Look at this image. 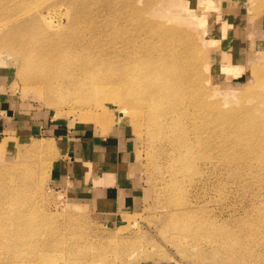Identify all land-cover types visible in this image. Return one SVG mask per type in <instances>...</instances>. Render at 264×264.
<instances>
[{"label": "rangeland", "instance_id": "obj_1", "mask_svg": "<svg viewBox=\"0 0 264 264\" xmlns=\"http://www.w3.org/2000/svg\"><path fill=\"white\" fill-rule=\"evenodd\" d=\"M159 1L0 0V49H4L1 38L7 31L15 37L24 35V44L35 50L60 46L61 51L53 60L60 65L58 73L62 77L72 71L64 62L67 51L71 57L87 53L97 63L110 60L114 68L122 70L131 58L139 56L147 59L152 55L156 62L170 63L183 54L192 60L195 44L201 52H209L210 66L220 65V77L234 70L235 76L241 74L245 78L240 86L231 87L223 86L221 78L216 82L208 80L207 92L210 89L212 93L209 99L222 101L227 109L241 106L243 98V102L251 100L250 105L257 103L252 94L253 87L258 86H253V80L250 88L246 84L253 72L243 68L241 50L230 43L235 23L229 18L241 17L243 22L247 38L244 41L250 51L246 66L263 68L264 0H227V12L208 9L209 0H184L188 6H183L182 0H166L170 12L160 19L168 26H176L167 39H161L139 14L141 9L160 6ZM211 7L219 6L212 2ZM151 18L159 19L153 15ZM215 18L219 20L217 25ZM48 22L55 26V32L45 30ZM186 36L194 41L190 47L181 44ZM47 37L49 40H45ZM144 45L141 53L134 56ZM239 47L244 50L245 43ZM4 54L0 58V189L15 179V185L22 179L28 183L19 195L30 199L28 216L32 226L46 224L40 230L42 240L65 239L63 257H73L77 264H222L220 258L231 255L234 258L224 264H264V173L256 172L260 165L255 158L249 156L248 164H239L232 155L221 157L216 145H208L211 129L215 132L219 127L209 124L211 129L198 138L191 119L193 106L189 108V119H178L174 113L178 125L167 122L172 128L166 126L164 132L158 129L159 134L142 117L144 111L126 109L119 103L109 112L97 108L101 114L98 119L85 121L82 115L91 106L74 107L61 81L56 82L53 94L39 80L27 81L23 62L13 60V54ZM50 61L44 59L43 63L48 65ZM184 122L190 127L191 152L199 158V164L178 175L180 158L173 137L183 133ZM45 125L56 131H42ZM117 128L122 129L123 135L113 133ZM95 129L101 132L104 146H112V142L122 138L121 152L136 155L128 172L145 194L136 208L99 213L92 205V192L81 186L65 187L52 182L58 162L67 161L69 156L66 148L71 142L60 140V135L67 133L68 140L80 137L83 141ZM84 146V170L93 166L94 159L101 162L96 163V168L103 167L101 173L107 171L103 161L108 156L103 146L94 153L87 152V145ZM115 150L110 148L111 152ZM118 166L106 183L116 184ZM9 169H15L17 174L7 173ZM87 182L91 183L90 179ZM4 196L0 190V199ZM24 209L27 207L21 208ZM209 230L233 234L237 251L230 254L228 249H220L229 242L204 234Z\"/></svg>", "mask_w": 264, "mask_h": 264}, {"label": "bare ground", "instance_id": "obj_2", "mask_svg": "<svg viewBox=\"0 0 264 264\" xmlns=\"http://www.w3.org/2000/svg\"><path fill=\"white\" fill-rule=\"evenodd\" d=\"M209 1L207 7L213 12L228 11L226 5L224 6L227 0ZM159 2L160 6L152 5L141 9L139 14L142 20H147L146 22H149L152 28L158 31L161 39H167L170 34L175 32L176 26H168L164 20L160 19H165L170 11H167L169 4L166 0ZM182 2L185 3L183 6H188L187 1L182 0ZM212 2L219 7H211ZM152 15L159 17V19L151 20ZM229 20L235 23V28L231 32L230 43L232 47L241 50L239 59L240 63H243V68L253 72L251 78L246 82L247 88L251 87L250 82L252 80L255 84L253 86H258V89L253 87L255 90L252 99L256 98L257 103L252 105H250L251 100L243 102V98L241 106L227 109L222 101L209 99L212 93L210 94V89L207 92L208 80L209 82L210 80L216 82L221 78L220 83L223 86L231 87L233 85L240 86L245 78L241 74L235 76L234 70L228 71L220 77V65L214 66L212 64L210 66L208 62L209 52H201L195 46L193 39L188 36L182 40L181 44L187 47H190V43L194 44L196 51L192 60H187L183 54L178 56L176 61L170 60V63L163 60L156 62L152 55H149L147 59L139 56L131 58L122 70L114 68L110 60L97 63L87 53L75 56L72 54L71 57L67 55L69 54L67 51L63 54V58L64 62L71 66L72 71L68 76L60 77L58 73L60 65H57L53 60L59 55L57 52L61 51L60 46L53 48L43 46L35 50L34 47L24 44V35L15 37L10 31H7L1 38L4 40L5 46L3 50L0 49V58L2 59L4 52L8 53V57L13 54V60L17 59L15 61L21 60L23 62L27 71V81L36 82L39 80V83L47 85L53 94L55 93L56 82L61 81L62 86L66 88V94L71 97L69 101L73 103L74 107L91 106V109L87 110V114L82 115L85 121L98 119L101 114L97 112V108L102 107L104 111L109 112L113 107H116L115 104L119 103L124 105L126 109L128 107L141 109L144 111L142 117L145 116L157 132L158 129L164 132L166 126L172 128L167 122L174 126L178 125L173 116L174 113L178 119L187 118L189 108L193 106L195 112H193L191 119L193 120L192 124L195 125L197 137L200 138L203 133L211 129L208 127L209 124H214L220 129L215 132L211 129V141L208 145H216L217 148H220L221 157L225 158L226 155H228L227 157L232 155V159L239 164H248L250 162L249 156L255 158L260 165L256 172L260 174L264 173V67L255 69L253 65L248 64L249 66H246L245 62L248 61L250 51L247 50L248 44L244 41L247 38L245 37L243 22L241 17L235 16H231ZM214 24H219L217 18L214 19ZM45 30L49 33L56 31L55 26L49 22ZM45 40H49V38L47 37ZM242 43H245L244 50L239 47ZM255 44L256 42L253 43V45ZM145 47L146 45L136 50L134 56L139 55ZM1 59L0 62L2 63L3 60ZM44 59L51 61L48 65H44ZM236 66L241 67L240 64H236ZM208 73L210 74L208 75ZM82 75L85 76L86 80L81 78ZM68 96L65 97L68 98ZM164 104H167V107H164ZM189 129L190 127L184 122L181 129L184 134L179 133L173 137V146L180 158L178 175L181 172L190 171L199 161V158L191 152V144L188 139L190 138ZM15 172V169H9L7 173L16 175ZM19 175L21 177V174ZM16 180H11V183L0 189L5 192V196L0 199V263L77 264L73 257L62 256L65 253V247H67L65 239H54V237L53 241L46 238L41 239L43 235L40 230L46 224L38 223L32 226V220L28 216L31 206L30 199L19 195L26 190L28 183L22 179L19 185H15L13 182ZM24 206L27 209L21 210ZM204 234L210 237H222L224 242L227 239L228 245L220 246V249L225 252L227 249L230 254L237 251L233 245V239H235L233 234L216 230H209ZM233 258L234 256L231 255L221 257L219 263H228V260Z\"/></svg>", "mask_w": 264, "mask_h": 264}, {"label": "crops", "instance_id": "obj_3", "mask_svg": "<svg viewBox=\"0 0 264 264\" xmlns=\"http://www.w3.org/2000/svg\"><path fill=\"white\" fill-rule=\"evenodd\" d=\"M4 112H6L5 109L3 110V113ZM8 118L10 120V117ZM42 131H48L52 134L51 132L56 130L55 128L53 129V127L51 128V126L45 125ZM108 131L103 130V132ZM100 133L101 132L98 129H95V132L92 131L91 135L83 141H81L82 139L80 137L70 138V140H68L67 133L60 135V140H67L71 142V144L66 148L69 156L67 161L60 160L58 162V169L55 173L56 176L52 182L59 183L65 187L71 186L78 188L77 186H81L83 189H86V192H92V205L99 213L106 211L108 213H112L111 210L125 211L136 208L140 204V199L145 197V194L140 190L141 187H139L137 179H135L132 175H129L128 172L136 161V155L134 153L129 154L127 152L126 154V152H121L120 140L122 138H118L117 140L119 141L116 140L112 142V146H104L105 144L102 142V139L100 140L102 135ZM113 133L118 136L123 135L121 128L115 129ZM72 141L74 142L72 143ZM124 143L126 144V141L124 142L123 140V144ZM84 144L87 145V152L89 153L97 152V150L103 146L104 150L107 151L108 156V159L103 161L105 164L104 168L107 171H103L101 173L103 167H101V170L99 169L100 166L96 168L98 166H96V163L100 161H94V159L92 161L93 166L84 170ZM110 148L116 150L111 152ZM116 165H119L117 170V181L116 184L114 183V185H110L106 183V181H110V179L114 177L113 172H116L114 170ZM125 167L127 168L126 171L124 170ZM88 179H90L91 183L87 182ZM96 192L101 194L96 195Z\"/></svg>", "mask_w": 264, "mask_h": 264}]
</instances>
